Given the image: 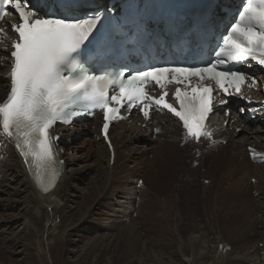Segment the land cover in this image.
Segmentation results:
<instances>
[{
    "label": "snow or ice",
    "instance_id": "1",
    "mask_svg": "<svg viewBox=\"0 0 264 264\" xmlns=\"http://www.w3.org/2000/svg\"><path fill=\"white\" fill-rule=\"evenodd\" d=\"M9 9L18 15L20 22H10L18 38L11 46L13 62L6 77L10 80V90L5 102L0 103V122L4 134L15 137L16 147L29 164V170L35 165L36 180L45 192L58 175L51 167V130L80 116L77 108H86L87 115L95 107L104 110L102 130L106 139L110 122L117 119L123 107L129 111L137 108L146 118L150 109L163 108L182 122L189 137L210 138L206 121L216 111L213 87L199 82L192 85L190 78L214 81L228 95L230 88L238 93L246 78L244 72L233 70L230 62L252 60L264 68V0H245L238 18L226 28L222 42L216 45L217 50L204 66L165 62L147 65L143 70L124 65L114 72L87 66L88 45L99 28V12L81 17L70 7V0H65L64 7L41 15L30 0H0V19L10 14ZM173 81L190 85V90L176 88L174 97L178 107L166 100V91L157 98L146 90V86L152 85L164 89ZM108 145L111 147L110 141ZM30 156L32 160L28 159ZM49 170L51 174L46 182Z\"/></svg>",
    "mask_w": 264,
    "mask_h": 264
},
{
    "label": "rangeland",
    "instance_id": "2",
    "mask_svg": "<svg viewBox=\"0 0 264 264\" xmlns=\"http://www.w3.org/2000/svg\"><path fill=\"white\" fill-rule=\"evenodd\" d=\"M119 129L117 125L111 133L115 135ZM93 136L91 133L88 138ZM144 138L142 136L129 145L137 147L132 153L139 159L142 158L139 157L141 150L138 147L147 144ZM80 141H84L83 138H78L71 146L81 144ZM153 143L157 141L154 140ZM93 146L100 150L96 144L93 143ZM181 146L189 147L179 153L181 163L168 172L170 175L167 178L163 173L153 178L155 172L152 174L151 170L143 167L144 164L135 170L137 175L130 176V185H138V191L133 196V209L128 215L126 212L125 215L120 214L121 220L114 230L108 227L111 220H107V209H101V218L96 221L89 210L84 211L85 217L88 215L84 227L89 233L84 242L80 243L79 254L68 253L66 240L59 248L55 244L52 247L44 246L42 242H37V238L42 236L29 229L27 236L20 238L22 233H17V237H13L26 243L20 254L12 252L14 244L9 248L11 241H14H10L11 236L9 240L0 236V264H264V202L259 204V196L253 190L257 184L256 179L251 181L244 176L241 192L232 185L230 177L220 180L219 184L218 175L225 172L226 161L221 163L219 171L212 177L207 170L215 159L208 156L214 153L213 157H221L222 150L218 151V147L212 143L207 146L204 141L192 144L185 139ZM74 149L75 147L69 150L67 156H72ZM241 149L234 148L232 151L239 154ZM86 152L87 148L79 151L83 162L94 167L92 159H84ZM146 156L147 154L144 158ZM203 157L206 163L200 164ZM105 164L104 161L102 168ZM125 167L131 169L134 163L128 162ZM94 171L85 182L88 183L98 169ZM151 177L153 180H150ZM79 186L82 189L84 185ZM80 188L75 193L79 194ZM134 189L136 191V187ZM80 208L83 211L85 206ZM79 210L70 216L61 214L59 226L71 218L73 223L80 216ZM42 223L43 221L39 223L40 228ZM106 234H112L114 239L106 238ZM41 245L43 246L40 247Z\"/></svg>",
    "mask_w": 264,
    "mask_h": 264
},
{
    "label": "bare ground",
    "instance_id": "3",
    "mask_svg": "<svg viewBox=\"0 0 264 264\" xmlns=\"http://www.w3.org/2000/svg\"><path fill=\"white\" fill-rule=\"evenodd\" d=\"M10 45L8 35L0 33V100L6 97L8 91L6 86H8L9 81L6 77L11 69L10 51L12 49ZM252 94L259 95L256 92ZM237 114L238 111L232 109L231 119ZM216 119L217 115L209 120V127L213 131V140L209 143L217 146L218 151L221 152L222 150V156L215 155L213 157L214 153L208 156L213 158V160L215 159V162L210 168L207 166L208 164L205 166L209 168L207 173H210L213 177L216 171H219L221 163L226 161L225 172L223 171L220 173L222 175H218L219 184H221L220 180L230 177L231 181H233L232 185L241 192V190L243 191V188L241 189L243 177H248L251 181L255 178L257 184L255 183L253 190L259 196L257 199H260L261 202L259 204L262 205L264 202V126L259 124L251 126L250 122L243 124L242 120L236 119L230 126L223 128L221 127L222 121L217 122ZM154 123L145 129H138L135 123L121 122L117 124L120 128L119 131L115 132V135L111 133L113 129L115 130L116 125L109 132L110 142L113 146L112 151L108 150L107 145L102 140L96 141V137H99V132L96 127L92 128L93 125L95 126L94 120L86 128L78 126L63 129V138L69 140L71 144L76 141V137H80L79 139L83 138L84 141H80L81 144L76 146H71L70 144L65 149V153L61 155L63 159L61 175L54 188L47 192L37 190V186H35L26 171V163L23 156L0 127V215L2 216L0 217V236L2 239H8L11 236V241L17 237V233H22L20 238H23L27 236V231L31 229L35 234L42 236V238H37L38 243L42 242L44 246L48 245L49 247L55 244L59 248L64 245L63 242L66 240L65 246H69L68 253L77 254L80 243L84 242L86 235L89 233V230L84 227L88 218V215L86 217L84 215L86 209L89 210L95 221L101 218V209H107L105 211L109 215L107 220H111V224L108 227L115 228L121 220V213L125 215L126 212L128 215L132 212L133 196L138 191V185L134 186L136 187L135 191L133 185H130L129 179H131V175L137 173L135 170L139 165L144 164L143 167L151 170L152 174L155 172L153 174L154 177L152 176L153 178L162 173L167 178L170 175L168 172L173 171V168L181 163L182 158H180L179 153L189 147L181 146L184 139L194 144L188 138L183 137V131L178 122L170 115L159 113L155 116ZM91 133L94 136L88 138ZM142 136L145 137L147 144L143 146L144 148L138 147L141 150L139 157L142 158L139 159L137 156H133L132 153L137 147H129V145L139 140ZM154 140L157 143H153ZM204 140L208 141L210 139L202 137L199 143ZM93 143L100 150H96ZM73 147H75V154L67 156V152ZM83 147L87 148L84 159H92L94 167H90V165L83 162V156L79 154V151L84 150ZM234 148L238 150L243 148V150L241 149V152L237 154L232 151ZM126 151L128 152L125 153ZM145 154H147L146 158H144ZM204 154L206 155V153ZM104 161L106 164L102 168ZM128 162L134 163V167L127 169L125 165ZM82 163L85 165H82ZM201 163H206L204 157ZM94 168L96 171L98 169L95 176L91 174L93 177L88 183L85 182L90 173L95 170ZM238 174L241 175L239 176ZM152 177L150 180H153ZM82 184L84 186L81 189L79 185ZM78 188H80L79 194L75 193ZM244 189L246 190V188ZM117 196H119V199H117ZM82 206H85L83 211L80 208ZM121 207L126 209L123 210ZM77 209H80L78 219L72 223L71 218L59 226L61 214L70 216L75 214L74 212ZM41 221L43 223L40 228L39 223ZM111 236L113 237L112 234H106L105 237L110 239L112 238ZM45 237L46 239H44ZM98 239H100L99 236ZM103 239L105 240V238ZM12 244H14L12 252L20 254L26 243L24 240L14 239V241H11V245H8L9 248H12ZM199 254L200 251L198 252Z\"/></svg>",
    "mask_w": 264,
    "mask_h": 264
}]
</instances>
